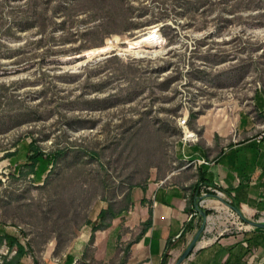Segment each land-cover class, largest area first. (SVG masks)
Masks as SVG:
<instances>
[{"label": "rangeland", "instance_id": "obj_1", "mask_svg": "<svg viewBox=\"0 0 264 264\" xmlns=\"http://www.w3.org/2000/svg\"><path fill=\"white\" fill-rule=\"evenodd\" d=\"M257 93L264 0H0V225L38 264L61 256L102 207L173 170L179 119L226 126Z\"/></svg>", "mask_w": 264, "mask_h": 264}, {"label": "crops", "instance_id": "obj_2", "mask_svg": "<svg viewBox=\"0 0 264 264\" xmlns=\"http://www.w3.org/2000/svg\"><path fill=\"white\" fill-rule=\"evenodd\" d=\"M252 105L253 113L240 112L226 126L211 127L204 116L198 118L197 127L177 142L173 170L164 166L158 181L128 193L115 216L104 219L107 225L95 231L86 227L61 256L41 264H161L164 257L174 264L198 229V214L189 225L190 214L207 187L221 191L244 216L264 217V141L253 140L264 117V95L257 93ZM199 203L218 214L232 212L213 198L203 196ZM220 218L207 215L204 232L182 264H264V229L251 227L257 231L247 233L243 223ZM30 248L16 228L0 225V264H38Z\"/></svg>", "mask_w": 264, "mask_h": 264}, {"label": "water", "instance_id": "obj_3", "mask_svg": "<svg viewBox=\"0 0 264 264\" xmlns=\"http://www.w3.org/2000/svg\"><path fill=\"white\" fill-rule=\"evenodd\" d=\"M156 30H158L157 28H155ZM146 33V32H144ZM143 47H147L149 49H151V46H142L141 49ZM203 197V195H200L198 197L195 198V204H194V209L198 214V217L200 218V224L199 227L197 229V231L195 232L194 236L192 237V239L189 241V243L187 244V246L185 247V249L182 251V253L179 255V257L177 258V260L175 261L174 264H182V262L191 254V252L193 251V249L195 248L201 234L204 232L206 224H207V214L205 209L201 206V204L199 203L201 198ZM205 197L208 198H213L216 199L220 202H223L227 205V207L237 215V217L243 222L246 223L249 226H252L254 228H258V229H264V222H259V221H252L251 219H248L246 216L243 215V213L241 212L240 208L236 207L235 205H233L232 203H230L229 201H227L225 198L220 197L218 195H205Z\"/></svg>", "mask_w": 264, "mask_h": 264}, {"label": "trees", "instance_id": "obj_4", "mask_svg": "<svg viewBox=\"0 0 264 264\" xmlns=\"http://www.w3.org/2000/svg\"><path fill=\"white\" fill-rule=\"evenodd\" d=\"M28 148H29V153L26 155V160L28 161V168H29V172H33V170L35 169V165L34 162L39 161V159L43 156V153L41 152V150L39 149V147L36 145V143L34 141H31L28 144ZM197 196V195H195ZM109 211V213H107ZM206 214L208 215L209 212L206 211ZM115 216V213L112 212V210L110 208H108L107 210H101L99 213V221L97 224H95L92 227V231H95L98 228H101L106 224V222H104V219L106 217L108 218H112ZM193 218L192 217L189 221V225H192L193 222ZM18 249L20 251H18V257L23 255V250L21 249V247L18 245ZM161 264H166V257L163 258Z\"/></svg>", "mask_w": 264, "mask_h": 264}, {"label": "built area", "instance_id": "obj_5", "mask_svg": "<svg viewBox=\"0 0 264 264\" xmlns=\"http://www.w3.org/2000/svg\"><path fill=\"white\" fill-rule=\"evenodd\" d=\"M178 125L182 129L184 137H186V131L188 132L187 118L184 117L183 119H179ZM253 140L258 142V143L264 141V117H263V121L259 127V131L256 132L255 135L253 136ZM207 192H211V194L218 195V196L223 197V198L225 197L221 191H219L218 189L211 188V187H207ZM207 192L203 193L202 195L203 196L208 195ZM193 216H197V212L195 210H193V212L190 214V218ZM179 236H180V234L177 235L176 238L179 239Z\"/></svg>", "mask_w": 264, "mask_h": 264}, {"label": "bare ground", "instance_id": "obj_6", "mask_svg": "<svg viewBox=\"0 0 264 264\" xmlns=\"http://www.w3.org/2000/svg\"><path fill=\"white\" fill-rule=\"evenodd\" d=\"M187 137H189V135H187ZM204 198H206L205 196H204ZM223 203V202H222ZM225 204V203H224ZM226 205V204H225Z\"/></svg>", "mask_w": 264, "mask_h": 264}]
</instances>
